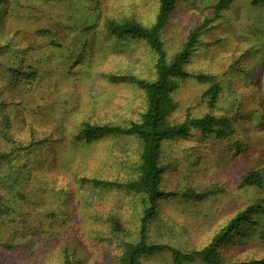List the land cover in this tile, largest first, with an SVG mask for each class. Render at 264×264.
<instances>
[{
	"label": "trees",
	"instance_id": "obj_1",
	"mask_svg": "<svg viewBox=\"0 0 264 264\" xmlns=\"http://www.w3.org/2000/svg\"><path fill=\"white\" fill-rule=\"evenodd\" d=\"M190 1L193 0H158L155 21L150 26L133 18L115 20L108 16L102 18L103 22L98 26L100 14L92 15V7L88 10L89 22H81L86 37L102 33L106 41L111 37L122 42L146 44L154 55L153 76L106 75L110 83L135 88L141 101L138 99L123 119H119L120 115L110 122L106 118L87 116L71 133L72 143L77 145H96L108 138L125 139L128 144L120 154L116 153L119 158L114 161L117 174L113 179L85 177L76 171L71 172L70 177L65 174L68 179L60 187H66L62 192L68 196L69 202L73 200L74 192L77 194V187H87L93 197L86 203L87 206L85 204L86 223L80 227L84 229V242H65L58 246L38 229L29 233L25 225L28 220L24 217L20 220L19 230L7 233L2 240L4 230L15 221L14 215L20 213L16 204L20 200L25 201L29 194L25 191L26 168L32 166L31 175L32 172L38 173L43 162L41 159L45 156L43 149L53 137L52 132L48 135L38 132L30 118L26 121L25 113L28 111L23 105L25 99L33 96L29 89L40 76L37 66L41 61L37 63L36 60H41L43 56V47L27 43L25 32H33L34 40H38L52 31L40 27H34V30L21 28L24 24H16L19 9L13 7L19 1L0 0V264L8 257L14 258V255L25 261L33 260L41 248L50 251L55 245L58 246L57 252L47 257L44 254L46 263L88 264L93 261L98 264L102 258L108 264H153L158 259H165L169 264H264V165L249 170L241 168L238 185L234 186L232 179H225L227 190H231L232 185L238 192L259 190L260 197L237 207L202 246L192 243L189 248L174 247L168 241L176 232L181 237L191 236L186 221L178 217L175 219L180 212L176 209H172L174 213L167 212L173 202L181 205L211 204L216 197L228 194L222 187L224 184L213 180L205 186L196 188L191 185L173 191L167 188L172 181V173L183 168L191 175H204L201 153L206 147H209L210 158L219 160L216 169L223 165L221 160L232 161L244 155V141L248 136L240 128H246L256 114L237 107L236 103L240 101L229 93L234 81L242 76L240 69L245 55L216 75L189 71L188 66L198 52L200 36L209 20L190 30L179 50L173 53L167 51L162 33L176 6ZM96 2L93 1L94 4ZM235 2L219 0L213 6L215 16L229 10ZM251 6L261 8L264 0H251ZM29 9H23L24 16ZM85 39L75 47L80 49L78 54L60 63L61 74H68L76 63H84L85 48L88 46ZM57 46L61 44L57 43ZM238 64L240 68H237ZM49 65L51 63L45 72L52 75ZM188 80L207 86L201 100L207 107L204 114L195 115L191 108H183L173 98ZM262 80L263 98L259 105L264 122V78ZM243 82L247 80L243 78ZM36 114L37 111H30L28 116ZM178 114H181L180 118ZM15 126H18L14 131L16 134L11 130ZM234 137L232 146L230 142ZM216 144L226 147L224 155L218 158L212 152ZM170 145L182 151L179 160L169 161ZM49 184L47 187H50ZM117 194H121V204L126 203V208L131 210L129 218L114 205L118 200L115 199ZM68 204L65 203L63 209H67ZM193 215L197 214L193 212L191 216L196 223ZM178 224L181 227H176Z\"/></svg>",
	"mask_w": 264,
	"mask_h": 264
},
{
	"label": "rangeland",
	"instance_id": "obj_2",
	"mask_svg": "<svg viewBox=\"0 0 264 264\" xmlns=\"http://www.w3.org/2000/svg\"><path fill=\"white\" fill-rule=\"evenodd\" d=\"M18 1L19 3L13 5L20 13L16 24H24L21 28L30 27L34 30V27H40L52 31L48 35H42L43 37L38 40H34L33 32H25V41L43 47V56L41 60H36L37 63L41 61L37 66L40 76L29 89V93L33 96L25 99L23 105L28 111L25 113L26 121L30 118L38 132L42 131L46 135L52 132L53 138L52 142L43 149L45 156L41 159L43 162L38 173L32 172L31 175L32 166H27L24 178L25 191L29 194L25 201L23 199L16 204L20 213L14 215L15 221L6 228V231L4 230L2 240L7 233L19 230L20 220L24 217L28 220L25 225L29 228V233L38 229L44 237L54 240L58 246L65 242L82 243L86 239L82 236L84 229L80 228L86 223L85 204L90 202L93 194L87 187H77V194L74 192L73 200L69 202L68 196L62 192L66 187H60V184L75 171L85 177L113 179L117 174L114 161L127 147L128 141L108 138L96 145L83 146L73 144L70 135L87 116L93 119L106 118L110 122L118 119L120 115L119 119L128 116L131 107L140 98L138 91L124 84L110 83L106 75L133 74L139 78H151L154 55L144 43L122 42L111 37L106 41L102 33L86 37L81 22H89L88 10L92 7V15L98 12L100 14L97 19L98 26H101L102 18L105 16L115 20L133 18L145 26H150L155 21L158 0ZM93 1H97L98 5ZM218 1L193 0L178 4L162 33V39L167 51L173 53L179 50L190 30L209 20L200 36L198 52L188 66L189 71L196 74L216 75L221 70L225 71L230 63L240 61V57L245 55L240 69L242 76L234 81L229 93L240 101L236 103L237 107L256 114L247 123L246 128H240L245 136H248L244 141V155L232 161L221 160L223 165L216 169L215 165L219 160L210 158L209 147L203 148L201 163L204 165V175H191L183 168L179 169L176 173H172L170 177L172 181L167 184V188L173 191L191 185L196 188L199 185L205 186L210 180L224 184L225 179H232L235 186L239 183L241 168L249 170L264 165V122L259 105L263 98L261 85L264 78V6L257 9L251 6V0H236L229 10L223 11L216 17L213 6ZM25 7H30L29 12L26 11L27 16L22 13ZM83 38H86L88 44L85 48L87 51H85L84 63H76L68 74H61L60 63L78 54L80 49L75 47ZM57 43L61 46H57ZM49 63H51L49 67L52 69V75L45 72ZM237 68H240V64ZM243 78L247 82L244 83ZM252 83L258 85L253 86ZM206 87L205 84L195 80H188L173 98L183 108H191L195 115L204 114L207 107L205 102L201 103V100ZM40 100H43L42 103L39 102ZM226 102L228 105L227 99ZM30 111L31 113L37 111V114L33 117L28 116ZM178 116L180 118L181 114ZM17 127L11 130L14 132ZM235 138L230 142L232 146ZM221 145L213 146L212 152L215 158L224 155L226 147ZM169 154L168 159L171 162L179 160L183 155L174 145L169 146ZM229 180L227 181L230 182ZM48 184L50 187H47ZM222 187L227 190L228 184ZM227 192L228 194L216 197L211 204L204 202L181 205L173 202V208L167 209V212L174 213L172 209L180 212H177L179 215L175 219L178 217L186 221L191 236L181 237L180 233L176 232L168 238L170 244L185 248H189L188 245L191 246L192 243L202 246L219 226L234 214L237 207L260 197L259 190L238 192L233 185ZM115 196L118 200L114 205H117L116 208L120 211L123 210L129 218L131 210L126 208V203L121 204V194ZM65 203L68 204L67 209H63ZM193 212L197 214L193 215L196 223L191 220ZM176 227L181 226L178 224ZM56 245L50 251L41 248L33 260L25 261L14 255V258L8 257L1 264H50L45 262V255L47 257L57 252ZM43 261L45 263H42ZM98 264H108V262L100 258ZM153 264H169V262L158 259Z\"/></svg>",
	"mask_w": 264,
	"mask_h": 264
}]
</instances>
